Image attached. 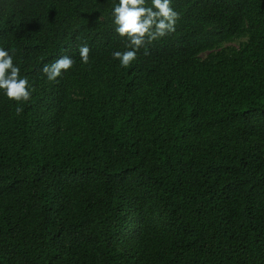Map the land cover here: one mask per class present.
Masks as SVG:
<instances>
[{
    "label": "trees",
    "instance_id": "1",
    "mask_svg": "<svg viewBox=\"0 0 264 264\" xmlns=\"http://www.w3.org/2000/svg\"><path fill=\"white\" fill-rule=\"evenodd\" d=\"M171 6L121 68L113 0H0V264H264V0Z\"/></svg>",
    "mask_w": 264,
    "mask_h": 264
},
{
    "label": "clouds",
    "instance_id": "2",
    "mask_svg": "<svg viewBox=\"0 0 264 264\" xmlns=\"http://www.w3.org/2000/svg\"><path fill=\"white\" fill-rule=\"evenodd\" d=\"M171 3L172 0H151L150 5L148 0H113L112 22L115 32L125 41L126 50L115 51L112 57L119 60L121 68H128L137 59L141 48L146 49L154 41L175 32L180 14L173 9ZM78 51L82 63L88 64L90 48L85 44ZM73 64V59L65 55L51 64H45L42 72L49 82H56ZM20 71L14 64L10 51L0 47V90L17 105L29 102L34 91L27 76L22 78ZM15 111L19 115L23 108L17 106Z\"/></svg>",
    "mask_w": 264,
    "mask_h": 264
}]
</instances>
